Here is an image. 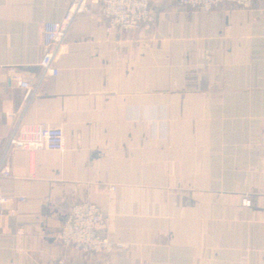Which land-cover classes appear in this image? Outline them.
<instances>
[{
  "label": "crops",
  "instance_id": "1",
  "mask_svg": "<svg viewBox=\"0 0 264 264\" xmlns=\"http://www.w3.org/2000/svg\"><path fill=\"white\" fill-rule=\"evenodd\" d=\"M150 5L140 32L107 36L76 16L52 77L39 67L42 24L61 20L68 0H0V161L8 114L23 102V122L64 134L61 151L4 158L0 195L26 201L1 207L0 264H264V0ZM80 201L108 216L104 234L121 247L81 254L61 243Z\"/></svg>",
  "mask_w": 264,
  "mask_h": 264
},
{
  "label": "built area",
  "instance_id": "2",
  "mask_svg": "<svg viewBox=\"0 0 264 264\" xmlns=\"http://www.w3.org/2000/svg\"><path fill=\"white\" fill-rule=\"evenodd\" d=\"M180 6L190 7L208 12L224 1L233 6L249 8L253 0H176ZM151 0H68L67 10L59 21L42 24L43 54L39 67L44 75L57 76L59 69L56 62L67 53L65 37L72 20L76 16H93L103 25L104 33L109 36L116 30L144 31L152 26ZM121 46L128 45L121 41ZM9 80L26 90L35 88L23 80L15 68H9ZM25 102L8 114L9 124L4 135V152L0 161V179L11 176V171L4 158L10 157L15 150L29 153L39 150L61 151L64 148V134L60 127H48L41 124L23 122L22 113ZM19 201L25 202L26 197L18 198L0 195V210L4 204ZM12 215L15 211L11 210ZM109 224L108 216L90 201L73 202L62 222L57 237L64 246L81 253H98L108 255L121 244L113 242L105 236ZM54 264H82L59 257Z\"/></svg>",
  "mask_w": 264,
  "mask_h": 264
}]
</instances>
